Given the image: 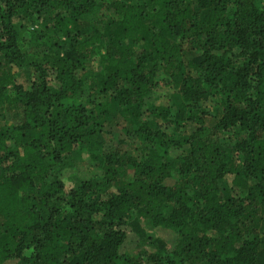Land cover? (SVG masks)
Masks as SVG:
<instances>
[{
    "label": "trees",
    "instance_id": "obj_1",
    "mask_svg": "<svg viewBox=\"0 0 264 264\" xmlns=\"http://www.w3.org/2000/svg\"><path fill=\"white\" fill-rule=\"evenodd\" d=\"M0 117V264H264L263 0H0Z\"/></svg>",
    "mask_w": 264,
    "mask_h": 264
},
{
    "label": "rangeland",
    "instance_id": "obj_2",
    "mask_svg": "<svg viewBox=\"0 0 264 264\" xmlns=\"http://www.w3.org/2000/svg\"><path fill=\"white\" fill-rule=\"evenodd\" d=\"M264 4V0H263ZM137 50V49H136ZM99 56H95L93 59L94 66L98 65ZM157 84L154 85L151 94L149 95L146 101V109H150L152 106H165L169 104V99L171 94L174 92L175 88L177 87L176 84L171 82L169 78L165 77L161 72H158L156 76ZM26 86V85H25ZM87 98L100 99L99 95H90L85 93ZM85 97V98H86ZM9 124L8 119H2L0 117V126H5ZM193 131V125L189 130H187V134ZM66 161L71 164L72 173L67 177V184L66 186L70 187L76 184L81 183L82 181L89 179L94 174L93 170L89 168L84 162V156L82 152L76 151L72 154H69L66 157ZM140 224L144 229L145 233L155 237V238H162L163 240L167 241L170 237V233L165 230L154 229L148 222H141ZM127 238L121 248V253L133 254L136 251L143 248L142 242L140 241L139 237L136 233L132 232L130 228H126ZM171 238V237H170ZM145 247V246H144Z\"/></svg>",
    "mask_w": 264,
    "mask_h": 264
}]
</instances>
